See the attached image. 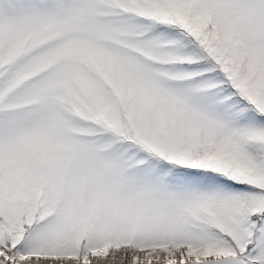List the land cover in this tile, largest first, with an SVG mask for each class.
Returning a JSON list of instances; mask_svg holds the SVG:
<instances>
[{
    "label": "snow or ice",
    "instance_id": "1",
    "mask_svg": "<svg viewBox=\"0 0 264 264\" xmlns=\"http://www.w3.org/2000/svg\"><path fill=\"white\" fill-rule=\"evenodd\" d=\"M0 264H264V0H0Z\"/></svg>",
    "mask_w": 264,
    "mask_h": 264
}]
</instances>
